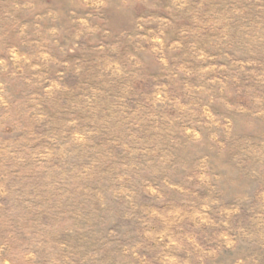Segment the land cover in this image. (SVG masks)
Wrapping results in <instances>:
<instances>
[{
    "label": "rangeland",
    "instance_id": "obj_1",
    "mask_svg": "<svg viewBox=\"0 0 264 264\" xmlns=\"http://www.w3.org/2000/svg\"><path fill=\"white\" fill-rule=\"evenodd\" d=\"M0 264H264V0H0Z\"/></svg>",
    "mask_w": 264,
    "mask_h": 264
}]
</instances>
